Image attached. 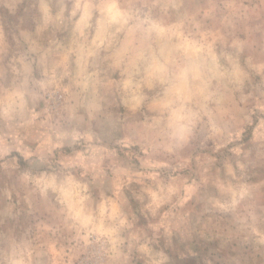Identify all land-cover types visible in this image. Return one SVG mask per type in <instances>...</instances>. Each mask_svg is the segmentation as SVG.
<instances>
[{
  "label": "rangeland",
  "instance_id": "374dc122",
  "mask_svg": "<svg viewBox=\"0 0 264 264\" xmlns=\"http://www.w3.org/2000/svg\"><path fill=\"white\" fill-rule=\"evenodd\" d=\"M0 264H264V0H0Z\"/></svg>",
  "mask_w": 264,
  "mask_h": 264
}]
</instances>
